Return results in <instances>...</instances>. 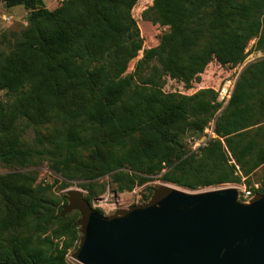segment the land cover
<instances>
[{
  "label": "trees",
  "instance_id": "obj_1",
  "mask_svg": "<svg viewBox=\"0 0 264 264\" xmlns=\"http://www.w3.org/2000/svg\"><path fill=\"white\" fill-rule=\"evenodd\" d=\"M0 1L32 10V43L24 46L7 72H0V88L22 85L26 75L19 67L39 62L33 72L55 81L51 92L72 91L82 97L81 108L71 114L72 124L48 149L54 168L62 174L71 178L80 166L98 172L124 167L130 172H118L121 180L133 182L135 177L143 183L148 175L161 174L166 182L197 190L234 182L237 170L248 174L264 163V149L256 139H246L251 127L264 122V117L257 119L255 107L259 94L264 95V57L242 69L226 106L218 112L221 104L211 88L189 96L147 87L131 91L133 75L125 71L140 49L130 14L137 0H65L50 11L35 9L40 0ZM154 4L157 21L168 26L154 54L186 84L199 81L212 58L231 66L242 63L252 38L264 50V0H155ZM29 58L32 61L27 62ZM210 121L217 139L195 151L177 147L181 133L196 137ZM84 148L90 152L82 165L77 154ZM28 153L16 143L0 144L2 161ZM3 191L23 204L15 220L4 221L7 233L46 207L42 191L23 188L6 176H0ZM67 248L48 237L38 242L14 239L0 251V264H71Z\"/></svg>",
  "mask_w": 264,
  "mask_h": 264
},
{
  "label": "rangeland",
  "instance_id": "obj_2",
  "mask_svg": "<svg viewBox=\"0 0 264 264\" xmlns=\"http://www.w3.org/2000/svg\"><path fill=\"white\" fill-rule=\"evenodd\" d=\"M63 1L65 0H40L35 4V9L50 11ZM154 2L155 0H137L130 10L140 44V49L129 61L125 71V74L133 75L131 91L147 87L165 94L189 96L201 89L211 88L216 93V101L221 104L220 112L228 102L220 93L221 87H233L242 69L250 62L263 58L264 50L258 49L256 38H252L246 45L247 54L242 63L231 66L212 58L200 74L199 81L186 84L172 70L163 67L154 54L161 35L168 30V26L157 21ZM31 12V8L24 4L7 6L4 1H0V72H7L9 64L15 63L23 54L24 46L32 43L29 33ZM205 44L206 40L200 46ZM30 58L26 61H32ZM39 65L36 62L33 67H19V71L26 75L22 85L0 88V144L16 143L19 148L29 152L22 158L0 160V176L8 177L23 188L31 187L42 191L46 207L38 217H33L21 226L13 225L7 233L4 221L7 218L15 220L22 211L23 204L14 194L0 192V231L3 230L0 251L11 245L14 239L28 238L38 242L48 237L60 247L68 246L66 259L69 263L80 264L74 260L73 254L83 235L79 224L81 215L75 209L64 212L73 194L81 196L106 218L147 203L161 186L190 193L232 188L237 193V201L243 204L249 203L256 196H264V163L248 174L237 170L238 179L234 182L205 186L197 190L166 182L162 180L161 174H150L143 183L135 177L133 182L121 180L116 176L118 172H130L124 167L98 172L92 166H80L72 172L71 178L67 177L54 168L48 149L57 134L72 124L71 114L81 108L82 97L72 91L57 94L51 92L55 81L33 72L34 67ZM0 82H3L1 74ZM57 85L61 86L60 83ZM261 94L255 103L259 121L264 117V95ZM259 126L261 128L257 129ZM217 138L214 122L210 121L196 137L186 132L181 133L176 145L184 151H195L199 146ZM249 138L256 139L264 149V122L250 128L246 139ZM89 152L88 148L80 150L77 162L83 165L88 160Z\"/></svg>",
  "mask_w": 264,
  "mask_h": 264
},
{
  "label": "water",
  "instance_id": "obj_3",
  "mask_svg": "<svg viewBox=\"0 0 264 264\" xmlns=\"http://www.w3.org/2000/svg\"><path fill=\"white\" fill-rule=\"evenodd\" d=\"M80 264H264V196L237 201L232 188H158L150 200L106 218L73 194Z\"/></svg>",
  "mask_w": 264,
  "mask_h": 264
},
{
  "label": "built area",
  "instance_id": "obj_4",
  "mask_svg": "<svg viewBox=\"0 0 264 264\" xmlns=\"http://www.w3.org/2000/svg\"><path fill=\"white\" fill-rule=\"evenodd\" d=\"M234 86V85H233ZM233 87L231 86L230 88L228 86H223L221 87V92L223 96H225L227 99H229L231 92H232Z\"/></svg>",
  "mask_w": 264,
  "mask_h": 264
}]
</instances>
